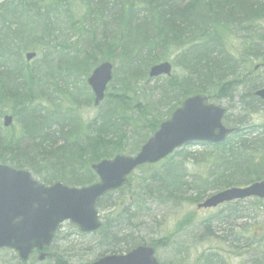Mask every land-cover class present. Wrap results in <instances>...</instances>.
<instances>
[{
  "label": "trees",
  "instance_id": "16d2710c",
  "mask_svg": "<svg viewBox=\"0 0 264 264\" xmlns=\"http://www.w3.org/2000/svg\"><path fill=\"white\" fill-rule=\"evenodd\" d=\"M65 1L49 0L45 5L44 0H0V119L5 115L3 109L13 118V125L8 129L0 126V163L15 168L28 167L47 184L60 181L81 187L93 183L91 164L119 153L132 154L138 149L140 144L130 149L126 146L127 136L138 127L133 117L145 115L149 118L150 113L146 105L134 102L129 96L133 90L136 100V94L141 93L139 83L142 79L144 85L148 82L145 80L147 69L166 60L170 53H177L174 65L179 68L180 75L163 81L161 102L168 98V102L178 104L181 98L192 94L218 97L240 89L241 99L249 95V103L253 102L251 108L263 106L252 97V89L264 87L252 68L255 62L264 64L257 24L264 22V0H157V4L151 0H109L115 10H108L105 3L95 0L94 7L99 11L89 18L98 19V25H90V28L101 26L103 29L102 40L95 44V51H102L99 56L104 60L117 56L120 81L114 82L96 115L83 121L76 111L80 95L68 89L64 78L78 66L83 75L87 74L97 59L90 51L84 60L78 59L75 46L59 38L65 35L67 25L79 32L77 27L84 29L88 24L86 19H72V15L65 24L69 13L67 7L63 11ZM91 1L86 0L88 10L92 11ZM56 8L63 16L58 25ZM140 11L147 14L142 15ZM113 13L112 23L109 17ZM162 13L166 19L161 18ZM138 23L150 27L148 36L136 28ZM28 24L31 29L23 30ZM240 33L238 56L227 48V40ZM134 36L143 40L135 42ZM37 49L45 52L42 64L33 67L31 63L33 68L23 65L21 55ZM181 70L185 76L181 77ZM239 70L242 73L239 74ZM240 79L248 83V93ZM59 86L63 87L58 90ZM54 89L66 96L68 108H62L51 99ZM41 101L46 107L38 112ZM232 124L237 127L242 123L234 121ZM263 126L258 136L250 137V133L248 141L240 140L236 146L227 145V148L223 145L216 151L230 168L241 169L240 172L243 169L249 183L264 180V156L257 151L264 150ZM37 156L42 159H36ZM240 172L235 175H241ZM236 185L229 179L220 184L224 189ZM251 205L261 203L254 201ZM122 211L95 233L99 237L98 247L103 246L98 258L119 253L122 246L146 244L142 239L136 241L127 236L119 240L117 235L109 233L110 230L121 234L129 229L133 216L127 214L126 209ZM14 260L21 264L15 257ZM206 264H211L210 258Z\"/></svg>",
  "mask_w": 264,
  "mask_h": 264
},
{
  "label": "rangeland",
  "instance_id": "374dc122",
  "mask_svg": "<svg viewBox=\"0 0 264 264\" xmlns=\"http://www.w3.org/2000/svg\"><path fill=\"white\" fill-rule=\"evenodd\" d=\"M47 2L48 0H44L43 4L48 5ZM151 2L157 4L158 1L151 0ZM100 3H105L108 10H115L113 3L109 0H100ZM50 4L52 3L50 2ZM91 5L93 6L92 11L90 8L88 10L86 0H66L63 2V11L65 10L64 7H67L69 11L68 15L65 14L67 15L66 20L64 19L65 24L69 15H72L74 20L82 18V20L85 21L86 19L89 22L87 26L82 23L86 27L84 29L77 27L80 29L79 32H75L71 25H67L65 35L59 38L67 40L69 44L75 46V51L80 60H84L86 53L92 52L98 65L105 61L99 56L102 55V51H95V44H99L102 40V29L99 26L90 28V25L96 27L98 21L89 17L99 11L97 7H94L97 5L95 0L91 1ZM140 12L145 13V11ZM55 15L58 25L63 17L59 8H56ZM114 17L115 13L109 17L112 23ZM259 25L261 30V37L258 39L261 47L260 55H264V23ZM30 27L31 25L28 24L27 27L24 26L23 30H29ZM116 28L118 29V27ZM111 34L116 35L117 33ZM119 34L120 31L118 38ZM238 39L240 37L230 40L227 46L232 53L236 52V55H238L237 51L240 45ZM34 52L35 58L27 65L22 63L23 65L33 68L42 64L41 60L45 52L39 49ZM21 57L23 58V54ZM175 57L176 52L170 53L167 59L173 61ZM107 61L113 65V75L117 74L116 81L119 82L120 60L117 56H113ZM91 67L92 64L89 68ZM80 68L81 66H78L76 70L71 71L64 80L68 89L75 90L82 101L86 97L88 88L85 83L87 76L83 77V72L79 71ZM177 73L180 75L179 68L172 71L173 76ZM182 76L185 74L181 70ZM257 76L264 82V67L258 71ZM228 80L232 84L235 83L234 80ZM243 84H245L248 93L250 89L248 83L244 82ZM161 86V79L156 82L150 80V83L147 82L145 85L142 79L139 83L141 93L136 94V100L134 99V91H131L129 98L140 105H146L150 112V118L147 125L145 115L133 117V120L138 123V127L131 133L132 137L127 136L126 146L129 149L141 144L146 139L144 137L149 133L146 131L148 126L153 123L159 124L168 116L170 112L168 109L173 104L166 101L165 104L159 106L163 97ZM60 87L63 86H59L57 89H61ZM57 89L51 92V99H55L62 108H68L66 96ZM241 93L240 89L232 90L216 97L212 103L225 110L224 118L228 117V121L224 120L226 125L239 120L242 123L238 127L242 132L240 134L246 137V134L252 130L250 137L258 136V133L262 131L261 126L264 125V107L251 108L253 102L249 103V95L247 94L246 98L241 99ZM34 103L37 104L38 101L35 100ZM38 107L37 110L40 112L41 108L46 107V104L41 101ZM3 111L8 110L3 109ZM76 111L83 121H87L93 118L98 110L92 107L91 102L88 105L80 102ZM6 115H10V112ZM142 121L145 123L144 126L140 123ZM0 126L2 127L1 119ZM236 143L237 138L229 137L222 144L227 148V145H235ZM206 148L207 146L189 147L182 152H176L171 160L158 164V166L143 167L135 171L129 179V190L125 189L114 194L98 205L99 216L103 223L114 219L117 214H121L122 209L128 210L127 214L134 217L129 229H125L121 234H116V231L111 232L110 230L109 233L117 235L119 240L127 236L132 239L141 238L156 242L157 246H153L155 257L164 264H206L209 258L211 264H261L258 260L264 256V201L261 205H250V202L253 201L247 200L237 204L223 205L215 209L197 208L199 203L224 190L220 186L221 182H226L229 179L231 182L237 183L234 187H242L249 183L247 176L243 175V169L240 172L241 169L230 168L224 162L223 156L221 158L208 156L210 153L205 150ZM257 151L260 156H264L263 149ZM36 159L42 158L37 156ZM238 172L241 175H235ZM33 177L40 181L38 176L33 175ZM235 211L240 212L239 215L242 218H237V215L233 214ZM126 224L127 222H125ZM74 229L68 224L62 225L51 247L43 252L45 256L40 261L43 262L42 264H86L98 258L103 250V246L98 247L99 237L97 235H80ZM254 232L256 233L255 238H252L251 235ZM111 238L115 240V236ZM247 238L251 239L246 241ZM36 255H31L29 264L39 262ZM14 257L16 258L13 253L1 250L0 264H16Z\"/></svg>",
  "mask_w": 264,
  "mask_h": 264
},
{
  "label": "water",
  "instance_id": "95a60500",
  "mask_svg": "<svg viewBox=\"0 0 264 264\" xmlns=\"http://www.w3.org/2000/svg\"><path fill=\"white\" fill-rule=\"evenodd\" d=\"M33 55H26L29 61ZM169 66L158 65L149 70V78L169 74ZM111 80V66L104 63L97 67L87 80L94 96V105L103 99V92ZM264 101V89L255 93ZM222 111L207 105L206 99L194 97L175 110L170 120L140 149L135 158L115 157L91 166L100 182L86 189H69L54 184L45 188L23 171H13L0 166V248L11 249L20 260L26 261L34 250L48 247L58 226L65 221L81 233L99 227L94 205L106 192L126 184V176L135 167L153 164L165 158L175 148L189 140L221 142L229 131L220 126ZM4 126L11 118H4ZM217 131L215 135L213 132ZM255 197L264 199V181L244 189H229L211 197L198 208H211L225 202ZM43 259V255L39 260ZM95 264H157L153 251L137 248L126 256L111 257Z\"/></svg>",
  "mask_w": 264,
  "mask_h": 264
},
{
  "label": "bare ground",
  "instance_id": "6f19581e",
  "mask_svg": "<svg viewBox=\"0 0 264 264\" xmlns=\"http://www.w3.org/2000/svg\"><path fill=\"white\" fill-rule=\"evenodd\" d=\"M155 14H157V13H155ZM161 18H167L166 16H165V13H162V15H161ZM144 23H138V24H136L135 26H136V28H138L139 29V31L144 35V34H146L147 36H148V30H149V26L148 25H143ZM134 39H136L137 38V40H135V42H138V41H142L143 39H141L140 37H138V36H134L133 37ZM132 38V39H133Z\"/></svg>",
  "mask_w": 264,
  "mask_h": 264
}]
</instances>
